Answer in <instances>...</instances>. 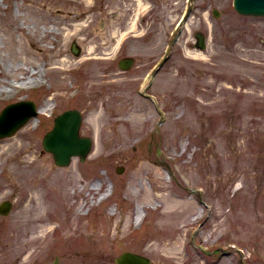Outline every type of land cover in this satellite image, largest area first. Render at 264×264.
I'll use <instances>...</instances> for the list:
<instances>
[{
	"label": "rangeland",
	"instance_id": "obj_1",
	"mask_svg": "<svg viewBox=\"0 0 264 264\" xmlns=\"http://www.w3.org/2000/svg\"><path fill=\"white\" fill-rule=\"evenodd\" d=\"M75 9L76 20L71 18ZM230 20L213 44L211 59L187 60L179 75L173 68L181 61L172 60L165 79L159 76L155 90L167 109L159 138L153 135L151 104L133 92L123 73L114 67L103 71L102 58L87 60L83 71L61 70L89 55L111 54L113 0L82 6L57 0L0 2V91L8 92L0 109L20 96L41 105L54 91L53 114L78 108L80 134L93 139L86 159L73 157L66 167L56 166L42 148V136L52 125L45 115L0 139V198L13 200L11 212L0 215V264H44L55 255L59 264H114L113 257L126 250L153 263L243 264L229 242L243 250L245 263L264 264V17L232 11ZM19 22L28 31L50 22L58 29L77 22L78 29L70 39L39 40L22 34ZM72 39L80 47L77 56L69 49ZM52 41L66 52L47 54ZM64 55L67 60L61 61ZM83 78L88 90L59 93L71 82L83 84ZM12 80L40 87L14 94ZM6 143L16 147L4 149ZM52 178L60 181L54 185ZM111 185L112 194L98 202ZM194 188L204 189L201 198L209 209ZM219 246L222 252L204 253ZM33 249L36 254L25 260Z\"/></svg>",
	"mask_w": 264,
	"mask_h": 264
},
{
	"label": "water",
	"instance_id": "obj_2",
	"mask_svg": "<svg viewBox=\"0 0 264 264\" xmlns=\"http://www.w3.org/2000/svg\"><path fill=\"white\" fill-rule=\"evenodd\" d=\"M78 122L76 113L72 116L70 112L64 113L56 120L54 129L45 137L46 147L53 151L58 163H66L70 154L81 146V142L76 138ZM114 260L117 264H150L145 257L131 252H124Z\"/></svg>",
	"mask_w": 264,
	"mask_h": 264
},
{
	"label": "bare ground",
	"instance_id": "obj_3",
	"mask_svg": "<svg viewBox=\"0 0 264 264\" xmlns=\"http://www.w3.org/2000/svg\"><path fill=\"white\" fill-rule=\"evenodd\" d=\"M65 31H66V30H65ZM65 31H64V33H65ZM71 35H72L71 31L67 28V32L65 33L66 38H69ZM25 51H26V50H25ZM89 51H91V50L89 49ZM62 60H67V59H66V56L62 57ZM62 60H61V61H62ZM49 107H50L49 103H46L44 109H47V108H49ZM40 111H42V110H40ZM14 147H16V145H15L14 143H12V144L6 143V145H4V149H11V148H14ZM29 165H33V169L36 168V166H35L33 163H30ZM47 177H48L47 173H44L43 178L40 177L39 180H40V181H43V183H44V182H46ZM24 178L28 180V179L30 178V175L27 173V175H26ZM44 180H45V181H44ZM52 180L55 181V182H59V181H60V179H58V178H55V179L52 178ZM56 187H57V185L54 186L53 188H56ZM34 196H35V195H34ZM64 196H65V195H64ZM35 199H36V198H35ZM138 207H139V205L137 206V211H141V208H138ZM140 207H141V206H140Z\"/></svg>",
	"mask_w": 264,
	"mask_h": 264
}]
</instances>
